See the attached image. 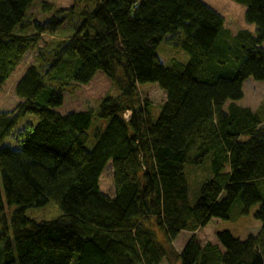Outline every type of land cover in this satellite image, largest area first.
<instances>
[{"label":"trees","instance_id":"1","mask_svg":"<svg viewBox=\"0 0 264 264\" xmlns=\"http://www.w3.org/2000/svg\"><path fill=\"white\" fill-rule=\"evenodd\" d=\"M36 1L0 0V92L34 58L19 103L0 110V264H264V107L237 105L247 80L264 82V0H234L255 26L236 34L202 0L45 3L43 21L29 15ZM66 24L72 35L56 39ZM161 44L188 63L168 65ZM98 73L119 94L60 113L64 95ZM156 85L166 94L158 116ZM110 162L114 196L100 187ZM237 201L244 214L258 207L260 232L202 244L197 232L229 220ZM50 203L64 216L28 217Z\"/></svg>","mask_w":264,"mask_h":264},{"label":"rangeland","instance_id":"2","mask_svg":"<svg viewBox=\"0 0 264 264\" xmlns=\"http://www.w3.org/2000/svg\"><path fill=\"white\" fill-rule=\"evenodd\" d=\"M208 4L212 9L222 15L226 21V27L231 33L236 34L240 30H250L255 32V26L250 25L246 22L245 11L246 7L237 3L234 0H202ZM49 4L54 6L56 9L69 8L73 5V0H37L34 4L29 15L31 19L37 21H43L45 15H43V5ZM72 35V29L66 24L55 36L56 39L68 38ZM51 40L50 36H44V41ZM159 51L166 57L167 64L171 65L173 59L181 61L182 63H188L190 56L184 50L176 48L171 44H161ZM34 63L33 54H28L21 64L16 69L14 74L7 81L2 91L0 92V110L1 111H12L19 103V99L15 94V86L18 80L22 77L25 70L29 65ZM243 99L237 102V105L243 108H248L253 112L259 111L264 107V82H256L253 79H249L243 86ZM119 91L114 88L112 82L103 74L98 73L92 82L88 85L79 86L72 93L64 95V104L58 110L60 113L68 114L71 112L95 111L98 104L108 95L117 96ZM149 100L152 102L154 111L158 116L162 110V104L166 100V94L156 85L150 95ZM27 120L37 123V118L29 116ZM100 124L101 121L96 119L94 124ZM103 128L105 123H102ZM94 127L89 130L90 141L88 148L93 149L95 143ZM14 133V131L12 132ZM4 145L11 147H17L16 141L11 138H6L3 142ZM114 173L113 166L110 162L100 181L101 191L110 196H114ZM201 177V176H199ZM192 190L190 192L191 201L194 202L197 198ZM16 209V206L7 210L6 213H11ZM258 211V207H254L250 213H242V204L237 201L234 205L229 220L212 219L207 227L197 232L199 241L202 244L206 243H217L216 235L223 231H229L232 235L238 239H246L249 235H257L262 225L255 219V214ZM28 217L37 221L53 220L64 216L63 211L54 203H50L44 207L30 208L27 210ZM189 234L182 233L177 242H175L174 248L178 251L184 246L185 242L189 238ZM177 264V263H176Z\"/></svg>","mask_w":264,"mask_h":264},{"label":"built area","instance_id":"3","mask_svg":"<svg viewBox=\"0 0 264 264\" xmlns=\"http://www.w3.org/2000/svg\"><path fill=\"white\" fill-rule=\"evenodd\" d=\"M129 116H130V115L128 114L126 118H129Z\"/></svg>","mask_w":264,"mask_h":264}]
</instances>
